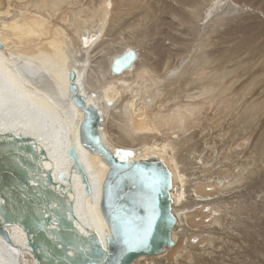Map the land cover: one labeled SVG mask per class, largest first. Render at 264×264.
I'll use <instances>...</instances> for the list:
<instances>
[{
	"label": "bare ground",
	"instance_id": "bare-ground-1",
	"mask_svg": "<svg viewBox=\"0 0 264 264\" xmlns=\"http://www.w3.org/2000/svg\"><path fill=\"white\" fill-rule=\"evenodd\" d=\"M178 1L194 14V19L188 13L182 15V24L198 25L197 22H204L208 10L201 6L223 0ZM230 1L237 13L247 8L248 13L252 11V16H242L228 24L220 18L221 14L211 13L210 20L218 25L220 18L221 29L227 24L228 31L221 32L223 36L215 35L216 44L212 42L213 45L205 43L199 36L198 44L190 47L194 49L190 60L179 64L175 63V58L178 60L177 57L188 51L177 54V50H168L164 43L162 52L155 47L148 51L144 49L151 36L156 38L155 30L167 22L157 17L158 12L150 0H0V133L3 135L0 136V169L7 178L0 200L1 215L7 219H29L36 231H41L38 220L52 216L59 226L56 229L44 226L50 246L72 244L79 239L76 233L82 239L90 233L88 230L98 231L103 239L109 235L100 202L110 168L101 156L87 151L79 142L84 113L71 99L73 71L76 73L74 84L86 106L101 113L104 145L120 159L132 162L158 160L170 175L171 214L175 222L170 231L171 245L160 255L141 256L132 264L163 260L169 251L181 258L183 252L189 251L181 242L182 236L190 235L185 239L193 245L208 244L210 247L212 237H217L215 234L220 230L205 236L203 226L205 221L211 224L220 221L222 213L216 212L209 202L202 204L203 197L229 185L231 177L236 181L239 174L258 171L262 166L253 167L249 151L254 143L264 145V131L260 130L254 138L251 134L253 126L258 124L252 118L249 121L247 116L252 112L253 102L244 101L246 93H257L254 85L263 84L264 88V36H260L264 35V21L261 20L264 18V0ZM219 8L224 7L221 4ZM231 30H234L233 34H230ZM198 35L199 32L196 40ZM232 36L237 37L232 39ZM233 41L236 46L231 48ZM170 43L177 46L181 41ZM202 46L204 48L200 50ZM129 49L137 54L136 62L128 71L114 75L111 72L113 60ZM203 50L209 66L204 70L198 66L188 74L187 65L193 59L198 60L197 55ZM200 77L203 80H199ZM115 118L123 122L125 136L132 142H141L140 149L132 146L130 152L114 145L117 141L127 144L122 136L110 141L108 127ZM221 129L225 132H219ZM9 132L35 137L39 146L28 140L13 144V138L6 136ZM145 141L148 146H144ZM72 143L79 149L93 194L86 193L82 175L73 166L69 154ZM41 148L45 149L48 159L40 156ZM222 150L225 152L221 153ZM118 153L132 155L122 158ZM21 157L25 162L22 163ZM228 158L231 159L228 161ZM238 165L242 167L238 168ZM221 168L225 171L219 174ZM47 170H52L56 179L60 180L61 174L72 179L74 194L68 192V181H64V189L59 187L61 182L57 187L46 184ZM25 173H29L28 188L18 185L19 178ZM184 173L188 174V185L184 183ZM183 184L187 186L182 195L179 186ZM198 192L203 193V197L198 198ZM187 194L191 197L188 202H192L185 206L182 201ZM69 200H74L76 206L75 233L69 231L74 225ZM186 222L188 229L184 232L180 229L181 235L183 233L180 237L177 229ZM5 229L13 245H8L0 235V264H37L22 229L11 226ZM60 233L63 237L54 240ZM66 235L68 239H65ZM72 248L76 250V247ZM84 249L85 252L90 250Z\"/></svg>",
	"mask_w": 264,
	"mask_h": 264
},
{
	"label": "water",
	"instance_id": "water-1",
	"mask_svg": "<svg viewBox=\"0 0 264 264\" xmlns=\"http://www.w3.org/2000/svg\"><path fill=\"white\" fill-rule=\"evenodd\" d=\"M84 36L87 33L84 31ZM1 46V45H0ZM137 60V54L131 49L115 57L111 66L114 75H121L128 71ZM76 73L71 72L70 81L72 85V102L84 113V121L80 126L79 142L87 151L101 156L102 160L109 166L110 171L103 183L101 196V212L107 223L109 235L104 239L98 231L88 230L90 233L81 239L76 233L74 243H61L60 246H50L44 226L56 229L59 224L54 222L50 215L38 220L36 231L29 219L17 217L7 219L0 213V235L8 245H13L10 234L5 227H20L27 237V246L30 248L32 257L37 264H132L138 257L155 256L163 253V250L171 245L170 231L174 225V218L171 214V197L169 194L170 175L163 163L158 160L132 162L120 159L117 154L106 147L101 137V113L98 109L86 106V101L80 95L74 84ZM0 136H3L0 133ZM7 137L13 138V144L32 141L39 146L35 137H24L12 132ZM39 154L45 160L48 155L45 149H39ZM73 166L82 175L86 185V193L93 194L91 180L87 175L85 167L74 143L69 151ZM22 163L24 158H20ZM0 200L4 196V186L7 182L6 174L0 169ZM11 177V176H10ZM63 181V182H62ZM64 181H68L69 194H74L72 179L60 175V180L54 177L52 170H47L45 183L61 189L65 188ZM18 185L29 187V173L22 174ZM63 201V199H61ZM71 221L70 233H75V222L78 221L75 211V201L68 203ZM61 215V214H60ZM35 219V217H33ZM71 224L70 221H65ZM151 229L145 243H138V239L145 230ZM88 228V227H87ZM90 229V228H89ZM59 230V228H58ZM55 235L54 240L63 237ZM68 239V236H65ZM55 241V242H56ZM50 242V241H49ZM85 246H84V245ZM88 244V245H86ZM76 247L74 250V248ZM84 247L90 248L85 252ZM46 249V250H45ZM74 256V257H72ZM71 258V259H69ZM67 259V260H66ZM69 259V260H68Z\"/></svg>",
	"mask_w": 264,
	"mask_h": 264
},
{
	"label": "rangeland",
	"instance_id": "rangeland-1",
	"mask_svg": "<svg viewBox=\"0 0 264 264\" xmlns=\"http://www.w3.org/2000/svg\"><path fill=\"white\" fill-rule=\"evenodd\" d=\"M197 1H199V0H197ZM59 2H60V0H59ZM205 2H206V0H200V3H205ZM222 2L217 1V2H214L213 4L207 5L208 3H206V4L202 5L201 7L203 8V10L208 9V10H206L207 16L204 17V22L203 23L197 22L198 25L196 23H193L192 25H188V24H182L181 16L188 13V15L192 19H194V14L192 12H190L188 9H185L182 6L184 4L180 3L178 0H150V4L153 5V7L158 12L157 17L159 19L166 20L167 22L165 24H163V26L159 30H155V33L157 35L156 36L154 35V36L156 38L151 36V38H149V41L146 42V46L144 47V49L146 51H148V49L155 47L160 52H162L163 51V43H164V45L166 46V48L168 50L170 48L172 49V51L177 50V54H181L185 50L188 51V53H185L182 56L177 57L178 60H176V58H175V63L180 64V62H182V61L184 63L187 60L189 61L190 60L189 58L194 54L193 53L194 49L191 50L190 47L193 44L195 46L198 44L199 36H200V38L201 37L204 38V42L205 41L208 43L210 42L211 45L216 44L215 39H213V37L215 35H218V34L223 36V34H220V33L221 32L224 33L226 31H228V30H226V28L228 26L227 24H226L227 26L225 25L221 29L220 23L222 20H224L225 23L229 24L231 22V20L233 21V19L237 20V19L241 18L242 16L243 17L245 16L244 18H248V17L252 16V11L250 10V12L248 13L247 8L244 10L238 11V13H237L236 12L237 10L235 9V5L232 1L228 2V0H223ZM221 4L223 5L224 8H219V6ZM32 10L34 11L35 9H32ZM201 12H202V10H201ZM211 13H213L215 16H219L221 14L220 18L222 20L219 18L218 25L216 24V22H213L210 20ZM261 20L264 21V18ZM230 24H232V22ZM219 28L221 29V31L218 33L217 30H220ZM231 29H233V27H231ZM198 32H199V35H198V39L196 40V34ZM233 33H234V30H231L230 34H233ZM260 36H264V35H260ZM235 37H237V36H232L231 38L233 39ZM175 40L181 41V44H179L177 46H173L170 43V41L172 42ZM235 41H233L231 43V46H230L231 48L236 46V43H234ZM257 41H258V38H257ZM212 42H213V44H212ZM203 48L204 47L202 46L199 49L201 50ZM208 51H210V49H208ZM199 54L200 55H197L198 60L195 61L193 59L190 62L191 64L189 63L187 65L188 70L186 72H188V74L191 72V70L193 68H195V70H197L198 66L201 67L203 70L209 66L208 62H207L206 51L204 52V50H203V51L199 52ZM242 55H243V58L248 59L246 54H242ZM200 61H202V62H200ZM202 63H203V65H202ZM189 66L192 68H190ZM194 66H196V67H194ZM199 80H203V77H200ZM257 86L258 85L253 86L256 90L258 89L257 93L255 92L256 94L246 93V95L244 96L245 102H246V100H250V101L252 100L251 102H253L251 107H250L251 108L250 111H252V112L249 115H247L249 121L251 120L250 118H252V119H254L255 123L258 122L257 127H255V125L253 126V133L251 132L252 135L254 134L253 138L260 133V130L264 131V88H263V84L259 85L258 87ZM259 89H262V90L259 92ZM241 96L243 97V94ZM240 99H241V97H240ZM260 107H262L263 109ZM256 113H258L257 116H256ZM122 123H121V120L119 118H115L109 124L108 129L110 132L109 135L111 137L110 141H116V139H118L122 136L123 138L126 139L127 144H124V143L121 144V143H118V141L116 143H113V144L120 147V148H123V149L125 148L129 151H130V147H132V146H134L135 148H139V146H140V148H141V146H142L141 142H139V143H138V141L132 142L130 138H128L127 136H125L123 134ZM254 127H255V129H254ZM221 131H222V133L225 132L222 129L219 130V132H221ZM118 136H120V137H118ZM209 138H211V136H209ZM240 138H241V136H240ZM145 142L146 143H144V146L145 145L148 146V141H145ZM209 142L210 141H208V143H206V145H208ZM132 143H133V145H132ZM115 148H117V147H115ZM224 152L225 151L222 150L221 153H224ZM207 153H208V151H207ZM249 155L251 156V162L253 163V167H255V166L257 167V165H258V167L262 166V167L258 168L259 169L258 171H256L258 173H256V172L248 173L246 171V174H239V178H236V181H233L234 178L231 177L230 179H232V180L229 181L230 182L229 185H227L224 188L219 189L217 191L216 190L210 191L211 193H206L205 194L206 196H204V197L202 196L203 193L202 194H200L199 192L197 193L198 198H201V197L204 198L202 204L209 202V206H212V207L214 206L213 208L216 210V212H219L220 214L222 213V215H220V219H219L220 221L217 220L214 224H211L210 221H205V225L206 226L209 225L208 227H211V229L206 227L205 225L203 226V229H205V230L202 232H203V235H205V236H212L213 234H215L213 232H218L217 229L220 230V232L215 234V235H218L217 237H212L213 240L209 244L210 247H208V244L198 246V245H196V243H194V245L192 243H189L187 241V239H185L186 237L188 238L190 236V235H188L189 233L186 234L188 236H182L183 233L181 235L180 229H182V232H184L185 230L188 229V227H186L188 225V222H186V224H184L185 226H180V228L177 229V232H179L177 234L180 237L182 236L180 239L181 240L184 239V240L181 242H184L183 244L187 245L186 247H188L189 251L187 250L186 252H183L181 258H179V257L177 258L175 256V252L170 253V251H169L165 255V258H164L165 260L164 259L163 260L161 259L162 261L161 260H159V261L158 260H153V261L149 260V262L148 261L141 262L142 264H147V262H148V264H159V263L160 264H191V263L192 264H245V263L246 264H264V213L261 214V211L264 210V145L254 143L252 150L249 151ZM230 159L231 158H228L227 160L229 161ZM240 167H242V166L238 165V168H240ZM220 170L221 171L219 172V174H222L225 171V169H222V168ZM186 175L188 176L187 173L186 174L184 173V177H186ZM222 176H224V174ZM184 181H185L184 182L185 184L186 183H187V185L189 184L187 177L184 178ZM226 181H228V180H226ZM223 182H225V181H223ZM185 184H183L182 186H179V192L182 190L181 191L182 195L185 192V189H186L185 187L187 186V185L185 186ZM184 197L185 196H183V198ZM205 197H207V198H205ZM185 199H186V201H185ZM189 199H191V197L187 194L186 197L182 201L183 205L188 206L192 202V201L188 202ZM209 199H210V201H209ZM205 200H206V202H205ZM223 206H225V207H223ZM218 208L220 209V211ZM224 208H225V210H224ZM258 210H260V211H258ZM223 211H225V212H223ZM195 213H198V216H199L198 211H196ZM221 218H223V220ZM227 220H229L228 221L229 224L227 223ZM217 223H218V225H217ZM223 225L225 226L224 228H222V229L219 228V227H223ZM226 226L227 227L229 226V227L227 228ZM225 233H226V235H225ZM259 233H260V235H259ZM223 235L226 236L227 238H225ZM230 236H231V238H230ZM222 239L224 240V242L222 241ZM195 241H196V239H195ZM190 244H192V245H190ZM195 246H196V248H194ZM216 247H218L219 249ZM245 247H247V248H245ZM204 249H206V250H204ZM195 251H196V253H195ZM200 251H201V253H200ZM224 251H225V253H224ZM192 254H193V256H192ZM174 256H175V259H174ZM231 257L233 260L231 259ZM184 259H186V261L188 260L189 262H186ZM223 262H225V263H223ZM227 262H230V263H227Z\"/></svg>",
	"mask_w": 264,
	"mask_h": 264
},
{
	"label": "snow or ice",
	"instance_id": "snow-or-ice-1",
	"mask_svg": "<svg viewBox=\"0 0 264 264\" xmlns=\"http://www.w3.org/2000/svg\"><path fill=\"white\" fill-rule=\"evenodd\" d=\"M122 158L123 156H126V155H132L131 153H118ZM150 229H151V225H149V229L148 230H145L142 234V236L138 239V243H145L146 240L148 239V236H149V232H150Z\"/></svg>",
	"mask_w": 264,
	"mask_h": 264
}]
</instances>
